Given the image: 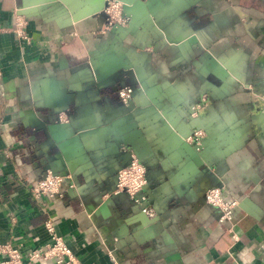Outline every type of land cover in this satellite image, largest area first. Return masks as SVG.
<instances>
[{
  "label": "crops",
  "instance_id": "1",
  "mask_svg": "<svg viewBox=\"0 0 264 264\" xmlns=\"http://www.w3.org/2000/svg\"><path fill=\"white\" fill-rule=\"evenodd\" d=\"M123 1L0 0V242L49 218L75 264H264V0ZM129 152L142 201L111 189ZM43 168L72 184L33 196Z\"/></svg>",
  "mask_w": 264,
  "mask_h": 264
},
{
  "label": "built area",
  "instance_id": "2",
  "mask_svg": "<svg viewBox=\"0 0 264 264\" xmlns=\"http://www.w3.org/2000/svg\"><path fill=\"white\" fill-rule=\"evenodd\" d=\"M105 2V7L112 6L111 2ZM113 6V10L103 11L104 21L109 25L123 24L129 18L128 14L117 4ZM20 26V22L15 21L14 31L19 35L25 36ZM116 93L122 101H126L131 94V88L128 85H123L116 89ZM202 133V129L196 128L191 131L190 136H192V139H196ZM66 177L68 175L65 173L52 172L48 168H43L30 184L29 190L35 197L44 194L53 195L59 192L61 183L72 184L70 179H66ZM146 184L147 178L143 163L134 153L129 152L127 158L115 171L112 191H123L131 199L142 201L144 198L142 190ZM203 198L208 203L219 208L218 219L227 217L231 206L236 203V199L225 197L217 185L208 186L203 192ZM44 226L48 232V240L38 247H31L22 252L17 245L6 241L0 242V264H40V262L46 264L48 260H52L56 264H75L74 255L60 235L54 231L52 221L49 218L44 220Z\"/></svg>",
  "mask_w": 264,
  "mask_h": 264
},
{
  "label": "bare ground",
  "instance_id": "3",
  "mask_svg": "<svg viewBox=\"0 0 264 264\" xmlns=\"http://www.w3.org/2000/svg\"><path fill=\"white\" fill-rule=\"evenodd\" d=\"M106 1H109V2H111V7L109 6V7H105L104 5H105V3H103V4H101V6L99 7V9L97 10V15L98 16H101V17H103L104 18V14H103V11L104 10H113V8H114V4H117L125 13H127L128 14V16L130 17V14L125 10V8H124V5H123V3L121 2V0H116V2H114L115 0H106ZM185 140H186V142L189 144V146L192 148V150L194 149V144H195V141L194 140H192V138H191V136H190V134H188V136H186L185 137Z\"/></svg>",
  "mask_w": 264,
  "mask_h": 264
},
{
  "label": "flooded vegetation",
  "instance_id": "4",
  "mask_svg": "<svg viewBox=\"0 0 264 264\" xmlns=\"http://www.w3.org/2000/svg\"><path fill=\"white\" fill-rule=\"evenodd\" d=\"M105 1L106 0H103V3H105ZM121 2L123 3V5H124V8H125V4H124V1L123 0H121ZM126 10V9H125ZM103 18V17H102Z\"/></svg>",
  "mask_w": 264,
  "mask_h": 264
},
{
  "label": "rangeland",
  "instance_id": "5",
  "mask_svg": "<svg viewBox=\"0 0 264 264\" xmlns=\"http://www.w3.org/2000/svg\"><path fill=\"white\" fill-rule=\"evenodd\" d=\"M105 4H106V2H105ZM95 14L97 13V12H94ZM191 138H192V136H191Z\"/></svg>",
  "mask_w": 264,
  "mask_h": 264
},
{
  "label": "water",
  "instance_id": "6",
  "mask_svg": "<svg viewBox=\"0 0 264 264\" xmlns=\"http://www.w3.org/2000/svg\"><path fill=\"white\" fill-rule=\"evenodd\" d=\"M201 141H199V144H200Z\"/></svg>",
  "mask_w": 264,
  "mask_h": 264
}]
</instances>
